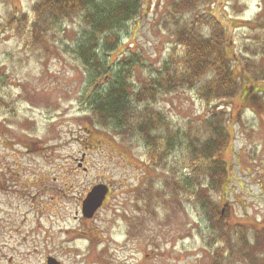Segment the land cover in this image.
Wrapping results in <instances>:
<instances>
[{
    "label": "rangeland",
    "instance_id": "obj_1",
    "mask_svg": "<svg viewBox=\"0 0 264 264\" xmlns=\"http://www.w3.org/2000/svg\"><path fill=\"white\" fill-rule=\"evenodd\" d=\"M37 1L0 0V264H47L49 258L60 264H264V248L255 244H264V233L253 229L264 225V104L242 109L234 103L232 144L222 156L232 184L226 193L209 194L223 215L227 209L230 224L247 228L262 257L238 255L236 243L225 259L208 245L210 225L199 204L175 190L187 174L185 147L154 166L143 142L118 136L91 110L89 100L112 82V72L93 81L74 55L82 17L63 20L37 42L38 34L34 42L11 24L12 16L32 17ZM175 1L141 0L139 16L125 25L110 57L112 69L135 61V90L179 50L167 22ZM208 10L226 28L230 59H247L264 72V0H216ZM233 67L240 76V66ZM239 83L252 87L243 78ZM155 106L181 135L200 134L211 115L195 88L162 94ZM223 109L229 113L230 105L222 103ZM99 184L111 194L95 217L85 218L83 198Z\"/></svg>",
    "mask_w": 264,
    "mask_h": 264
},
{
    "label": "trees",
    "instance_id": "obj_2",
    "mask_svg": "<svg viewBox=\"0 0 264 264\" xmlns=\"http://www.w3.org/2000/svg\"><path fill=\"white\" fill-rule=\"evenodd\" d=\"M215 2L176 0L171 5L167 12L170 22H167L179 50L175 49L156 75L138 90L130 80L135 61H122L112 69L114 63H110V57L122 43L125 25L139 16L143 7L141 0H38L32 17L12 16L11 24L22 34L30 32L34 42L33 36L38 34L37 42L38 36L42 39L48 32H55L63 20L81 16L84 27L73 49L74 55L93 74V81L112 72V82L89 100L93 113L123 139L143 142L148 161L154 166H160L176 146L185 147L183 164L187 174L175 183V190L199 204L210 225L209 247L217 256L229 259L233 255V244L237 243L238 255L258 259L262 253L252 246L247 228L240 223L230 224L227 209H223V215L221 207L209 195L220 190L226 193L232 184L233 178L222 156L232 144L229 129L234 118V103L242 109L249 105L262 109L264 104V88L258 87L264 81V72L256 71L247 59H230L226 28L208 10ZM28 27L31 29L27 30ZM249 50L257 55V50ZM233 62L240 66V76L235 74ZM241 78L252 87L242 89ZM190 88H195L211 114L202 124V132L194 136L174 132L164 113L155 108L160 95ZM222 103L230 105L229 113L219 110ZM253 229L257 236L264 233L262 224L256 223ZM257 243L264 248L261 241Z\"/></svg>",
    "mask_w": 264,
    "mask_h": 264
},
{
    "label": "water",
    "instance_id": "obj_3",
    "mask_svg": "<svg viewBox=\"0 0 264 264\" xmlns=\"http://www.w3.org/2000/svg\"><path fill=\"white\" fill-rule=\"evenodd\" d=\"M108 189L105 185L95 186L88 194V197L84 203L83 211L86 218H93L95 213L101 208L103 202L107 197ZM47 264H60L54 258H49Z\"/></svg>",
    "mask_w": 264,
    "mask_h": 264
},
{
    "label": "flooded vegetation",
    "instance_id": "obj_4",
    "mask_svg": "<svg viewBox=\"0 0 264 264\" xmlns=\"http://www.w3.org/2000/svg\"><path fill=\"white\" fill-rule=\"evenodd\" d=\"M83 161V160H82ZM79 167L80 168H82V169H84L85 170V172L87 171L86 170V168L84 167V162L83 163H79ZM107 186V185H106ZM108 187V186H107ZM110 194H111V188L110 187H108V195H107V197H106V199H105V201H104V203H103V206H102V208L100 209V210H102L103 208H104V206L106 205V203H107V201H108V198H109V196H110ZM87 194H85V196H84V198H83V203H82V209H83V206H84V203H85V201H86V199H87V196H86ZM1 208V207H0ZM99 210V211H100ZM98 211V212H99ZM98 212L95 214V216L98 214ZM83 216L86 218V216L84 215V212H83ZM94 216V217H95ZM96 232H98L97 231V229L95 230Z\"/></svg>",
    "mask_w": 264,
    "mask_h": 264
}]
</instances>
